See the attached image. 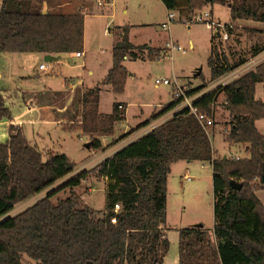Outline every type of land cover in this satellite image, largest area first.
<instances>
[{
  "label": "trees",
  "instance_id": "trees-1",
  "mask_svg": "<svg viewBox=\"0 0 264 264\" xmlns=\"http://www.w3.org/2000/svg\"><path fill=\"white\" fill-rule=\"evenodd\" d=\"M43 1L2 0L0 52L60 54L84 50L85 12H43ZM161 1L168 11L180 8V0ZM215 3L229 7L231 21L264 23V0H190L186 14ZM229 31L232 33L233 28ZM260 32L263 37L261 43L251 47L252 56L264 51V29ZM128 33L129 26L122 27L113 44L112 66L102 81L117 94L125 90L126 58L147 54L154 59L159 54L147 44L131 42ZM214 40L215 35L213 49ZM217 59L211 65V80L247 60H230L226 54ZM261 82L264 62L195 102L213 117L212 106L219 94L225 95L230 111L226 140L231 145L245 144L249 157L217 156L210 131L184 108L16 214L11 212L19 203L71 174L76 163L66 153H49L44 158L43 152L28 140L23 126L12 122L8 139L0 143V264H28L25 256L37 264L163 263L170 249L165 224L168 179L172 163L178 160L208 162L213 168L214 193L213 229L204 224L180 229L178 264H264V202L257 193L264 190V133L256 126V121L264 118V101L256 98V86ZM100 92L98 84L86 88L82 97L83 115L78 128L90 135L91 149L103 147L95 135L112 134L115 123L126 117L120 102L113 103L110 113L100 112ZM177 104L171 100L140 125L149 124ZM2 118L10 119L12 113L0 96ZM90 175L107 180L104 209L84 204L75 189ZM231 180L241 183V188H234ZM66 188L70 194L53 201ZM116 204H120L119 210Z\"/></svg>",
  "mask_w": 264,
  "mask_h": 264
},
{
  "label": "rangeland",
  "instance_id": "rangeland-1",
  "mask_svg": "<svg viewBox=\"0 0 264 264\" xmlns=\"http://www.w3.org/2000/svg\"><path fill=\"white\" fill-rule=\"evenodd\" d=\"M75 2L76 8L70 9L68 6H64L55 11L64 13L77 9L81 11L84 8V47L86 53L83 57H75L73 60L75 64L73 65L67 60L66 54H58L57 56L60 58L54 67L55 73L52 77L42 75L38 81L26 83H30L28 85L34 89L47 87L54 91L63 89L62 82L65 81V78H83L86 81V86L94 87L99 84L101 87L100 112L110 113L114 102L125 101L128 103V120L132 124L136 123V119H146L156 106L172 99V88L157 85L155 83L156 78L177 77L183 84L186 83L185 85L191 90L207 91L218 86V83L231 82L250 71L256 70L258 65L264 62L263 58L256 66L247 67L254 61L248 62L256 57L251 55L250 49L253 45L261 43L263 35L260 31L264 29V23L251 19L231 21L230 9L226 5L215 3L213 6H202L195 10L196 12L207 7L213 10L217 19L223 23H229L228 28H233L232 33L229 31L228 39L222 40L215 37L216 47L213 49V31L205 23L191 24L192 22L189 20L191 13L181 17L180 12L176 11L175 21L171 22L167 29L163 28L162 23L168 20L169 11L166 10L161 0H112L110 3L101 5H99V0H75ZM183 18L188 22H183ZM124 26H130L129 38L133 43H146L158 50L159 54L154 59L147 54L142 58H126L124 64L128 69V78L124 92L117 94L112 91L109 84L102 81L112 66L113 44L121 35ZM173 41L179 44L181 49L169 51L167 43ZM223 54H226L230 60H237L240 57L247 58V60L235 70L211 80V65L218 60L219 56L222 58ZM210 59L212 60L210 61ZM42 62L48 64L45 60ZM90 69L94 71V75L89 74ZM29 70H32L31 67ZM199 70H201V74L197 76L196 72ZM234 72L239 74L236 75L235 79L227 80L226 76H230ZM0 85L7 86L9 89L12 88V82L6 75ZM195 85L198 87H194ZM21 87L24 88V86ZM256 97L264 100L263 82L258 84ZM46 99L48 98L42 96V100ZM226 106L225 95L221 93L212 106L213 124L208 127L212 135L213 147L217 151V156L222 158L224 156L229 159L236 158L235 156H240V159L247 158L249 152L245 144L231 145L226 140L230 128V111L227 110ZM138 114L142 116H137ZM78 125L79 122L72 124L74 129H78L77 131H67L63 135L55 134L52 141L50 138L41 140L38 137L34 139L31 135L29 137L33 143H37L44 158L49 151H53L66 153L72 161L78 162L86 154L85 139L90 140L88 134L79 131ZM257 126L261 133H264V118L258 120ZM139 127L141 125L133 128V130ZM80 136L83 139H80ZM63 138H66V142L63 141ZM171 168L167 206V232L170 239V251L165 264H178L179 230L200 223L211 228L214 224L213 168L208 162L203 163L198 160H194L190 164H187L186 161H179ZM186 174H189L192 179H187ZM89 178L87 182L77 186V190L85 196L92 185L97 187L99 196L100 188L104 184L103 177L90 175ZM62 180H58L51 188L33 196L25 204L19 205L11 214H15L45 196L50 189L58 188L63 182ZM257 193L264 202V191L260 189ZM69 194V188L63 189L53 197V201L58 198H65ZM24 262L37 264L36 261L27 256L24 257Z\"/></svg>",
  "mask_w": 264,
  "mask_h": 264
},
{
  "label": "crops",
  "instance_id": "crops-1",
  "mask_svg": "<svg viewBox=\"0 0 264 264\" xmlns=\"http://www.w3.org/2000/svg\"><path fill=\"white\" fill-rule=\"evenodd\" d=\"M111 1L112 0H110L109 2H107L106 0H99V5L103 3L107 4V3H110ZM194 1L196 2V0H193V2ZM189 3H190V0H180L179 1L180 8L175 11L180 12V16L184 17L185 15H187L186 8ZM1 5H2V0H0V9H1ZM64 6H68V8L73 9V8H76L75 6L77 5H76L75 0L67 1V2H63L60 0H44L42 3V11L43 12H56L55 10L57 8L64 7ZM166 10L168 11L167 8ZM81 11H84V8ZM76 12H78V9L76 11L64 12V13H76ZM128 36H129V33H128ZM191 44H192V41H191ZM136 45H140V44H136ZM75 52H78V51H74L70 53H60V54H66L67 60L70 62V64L73 65L75 64L73 62L74 58L76 57ZM85 53L86 51L84 47V50L82 51L83 55L81 57H83ZM47 54L56 56L57 59L53 60L52 62H47L48 63L47 70H41L39 69V65L42 63V60H45V56ZM57 55L58 53L0 52V82L3 80V77L5 75L12 82V88L10 89L9 87L7 88V86L0 85V96L3 97L5 105L9 108L10 112L12 113V118L0 119V143L5 142L8 139V136H9L8 127L12 122L22 125L28 140L32 144L37 146L38 148L39 146L37 145V143H33L29 135H31V137H33L34 139L36 137H38L41 140H47L48 138H50L52 141L53 140L52 137L55 134L63 135L67 131H77L78 130V129H74L72 127V124L75 122H79V123L81 122L82 115H83V103H82L83 93L86 88H89L92 86H86L85 85L86 81L83 78L82 79L81 78H77V79H73V78L66 79L65 78V81L62 82L63 89H60L58 91L56 90L54 91L53 89L47 88V87H39V88L34 89L28 85L30 83L28 84L26 83V82L36 81V80L38 81L42 75H50V77H52L53 74L55 73L54 67L56 63L58 62V58H60V56H57ZM82 64L84 65V63ZM30 67L32 70L28 71ZM89 74L94 75V71L90 69ZM258 84L256 86V92H257ZM21 86H24V88ZM194 87H198V85H195ZM42 96H45L48 99L42 100ZM171 100L166 101L164 104L160 103L158 106H156L153 109L151 114L148 117H146V119H136L135 121L136 123H133V124L129 122L130 120H128V114H127L128 113V103H126L125 101H117L124 105V108H125L124 110L126 112L125 119L117 121L115 123L112 134L95 135V137L99 138L102 141L103 147L101 149H87L86 148L85 149L86 154H84L82 159H80L78 162H75L76 167L74 171L71 174L64 177L62 181L64 182L71 176L83 170L94 167L100 161L108 157H112L118 150H120L121 148L125 147L132 141H135L136 139L141 137L142 135L147 133L149 130H151L154 126L161 124L162 121H165L168 118L172 117V115L176 111L179 110L178 107L174 108L172 111L166 113L162 117L152 120L149 124L141 126L133 130V128L143 123L152 114L159 112L163 108V106H165ZM137 116H142V115L138 114ZM257 123H258V120L256 121V126H257ZM150 124H152V126H150ZM79 131L82 132V130H79ZM79 138L83 139V137L81 136ZM63 141L66 142V138H63ZM85 142H88V139H85ZM49 153H55V152L49 151L47 154ZM179 161H186V160H179ZM179 161L173 162L171 167L175 163H178ZM186 162L187 164L192 163V161H186ZM171 172H172V168H171ZM89 179L90 178L83 180L82 183L87 182V180ZM103 182L104 184L102 188H100L101 192L99 196H98V189L95 186L91 185L89 187V192L86 193L85 196L83 194H80V192L77 190V187L75 188L84 204L92 206L97 209L105 208L106 184H107L106 178H103ZM169 185H170V180L168 179V189H169ZM26 201L19 203L15 207V209L19 205L23 203L25 204ZM29 205H27L26 207H28ZM26 207H24L23 209H25ZM165 224L168 227V215H167ZM213 227H214V224L209 229L212 230ZM178 243H179V236H178ZM168 255H169V252L167 256L165 257L164 262L160 264L166 263ZM178 263H179V255H178Z\"/></svg>",
  "mask_w": 264,
  "mask_h": 264
},
{
  "label": "built area",
  "instance_id": "built-area-1",
  "mask_svg": "<svg viewBox=\"0 0 264 264\" xmlns=\"http://www.w3.org/2000/svg\"><path fill=\"white\" fill-rule=\"evenodd\" d=\"M175 12H176L175 10H170L168 12V20L162 23L163 28L167 29L169 27L170 23L175 21V19H176V13ZM190 16H189V18H190L189 20L192 22L191 24H193V23H205L206 26L213 31L215 37H219L222 40H226L229 38V28H228L229 23H223L222 21L217 19L214 16L213 11L208 9L207 7L199 9L196 12L194 11L193 13H191ZM183 22H188V20L186 21V19H184ZM191 24H188V25L190 26ZM167 47H168L169 51H171L173 49H181V46L179 44H176L174 41L167 43ZM263 52L256 55V57H254L252 60H250L248 63H250L251 61H254V62L247 67L256 66L259 62H261V60L264 58ZM82 55H83L82 52H75L76 57H81ZM39 69L47 70L48 64L42 62L39 65ZM237 74H239V73L234 72L230 76L229 75L226 76V79L231 81V80L235 79ZM155 83L157 85L170 86L172 88V91H171L172 100L178 101V104L175 108L178 107L179 110L184 109V108H188L190 113L196 116V118L201 123V125L204 128H206L207 130H209L210 128H208V127L213 124V117H210V116H208L207 113L202 112L199 109V107L195 104V102L203 94H206V93L214 90L215 88H217L220 85H225V84L230 83V82H227L225 84H222L224 82H221V83H218V86H216L215 88H213L211 90H207V91L200 90L198 92H193V93H191L190 92L191 89L188 88L181 81H179V79L177 77H174V78H168V77L156 78ZM120 108H123V106L121 105ZM163 122L164 121H162L161 123H163ZM235 157L240 159V156H238V157L235 156ZM185 176L189 180L192 179V177L189 174H186ZM119 209H120V204H116V210H119ZM113 221L115 222L116 219L113 218Z\"/></svg>",
  "mask_w": 264,
  "mask_h": 264
},
{
  "label": "water",
  "instance_id": "water-1",
  "mask_svg": "<svg viewBox=\"0 0 264 264\" xmlns=\"http://www.w3.org/2000/svg\"><path fill=\"white\" fill-rule=\"evenodd\" d=\"M56 59H57L56 56H53V55H51V54H47V55L45 56V61H46V62H52L53 60H56ZM200 73H201V70H199V71L196 73V75L199 76ZM85 147H86L87 149H91L90 141L85 142ZM224 158H226V156H225ZM231 184H232V186H233L234 188H236V189H240L241 186H242L241 183L237 182L236 180H231ZM198 225H202V224L200 223V224H198Z\"/></svg>",
  "mask_w": 264,
  "mask_h": 264
}]
</instances>
